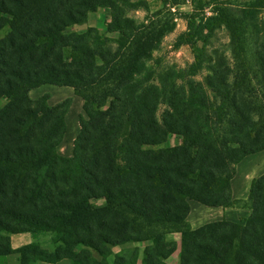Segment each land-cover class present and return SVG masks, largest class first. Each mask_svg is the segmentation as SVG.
<instances>
[{
	"label": "trees",
	"instance_id": "trees-1",
	"mask_svg": "<svg viewBox=\"0 0 264 264\" xmlns=\"http://www.w3.org/2000/svg\"><path fill=\"white\" fill-rule=\"evenodd\" d=\"M101 7L110 8L106 31L116 37L72 30ZM139 8L148 10L147 1L0 0V235L55 234L47 247L19 249V264H168L178 248L179 264H264V173L247 198L231 192L237 163L264 149V89L253 92L243 41L235 68L219 61L197 79L219 16L190 14L181 36L195 44L194 61L167 68L156 83L153 52L171 26L138 21L130 12ZM43 84L70 86L83 99L87 116L70 157L57 146L71 99L31 97ZM171 134L181 143L166 146ZM189 199L250 215L193 228Z\"/></svg>",
	"mask_w": 264,
	"mask_h": 264
},
{
	"label": "rangeland",
	"instance_id": "rangeland-1",
	"mask_svg": "<svg viewBox=\"0 0 264 264\" xmlns=\"http://www.w3.org/2000/svg\"><path fill=\"white\" fill-rule=\"evenodd\" d=\"M148 10L139 8L130 12V15L138 21L153 20L157 24H167L171 26L170 31L166 33L158 49L153 52L152 64L155 69L154 82H159L158 75L167 68L187 69L194 61L195 44L188 43L182 37V33L187 30L190 14H196L204 19L210 16H219L216 21L215 32L205 43L200 40L196 44L202 46L205 43L209 57L203 69L197 74V79L204 80L210 73V67L216 66L217 62H223L232 68H235L237 61L234 50L239 51V43L243 41L244 48L242 55L245 58V65L251 74L252 87L255 94H262L264 89V77L259 65L264 60V0L255 13L243 18L242 9L249 6L254 0H146ZM111 19V10L108 7H101L89 14L88 19L83 24H76L72 30L84 32L89 27H94L103 35L110 38L116 37V33L107 32V23ZM235 24V25H234ZM232 26V27H230ZM233 28L240 31V38L233 39ZM6 29L0 31V37L5 34ZM237 37V35H236ZM241 51V50H240ZM183 80V79H182ZM179 84L181 83L178 80ZM70 89V91L68 90ZM44 94L49 95L50 104L54 105L66 98L71 99V105L66 113V132L60 142L61 148H73V141L79 132V116H87L83 110V103L77 99V94L70 86H57L53 84H43L30 91L33 98ZM76 96V97H75ZM83 100V99H80ZM166 103L162 102L157 110L159 119L162 118L167 109ZM181 143V136L171 134L165 142L166 146H175ZM201 204L198 201H193ZM13 234L3 233L0 242L5 243V237L10 236V244L7 253H0V264H19V249L24 244L19 242ZM30 236V232H25L24 236ZM55 234L36 235L34 241L47 244V241L54 239ZM180 233H172L171 239L180 240ZM18 240V241H17ZM32 240V239H31ZM17 241V242H16ZM23 242V241H22ZM146 243H138L143 248ZM119 252L120 248L116 247ZM6 251V250H5ZM4 251V252H5ZM179 251L167 258L168 264H178Z\"/></svg>",
	"mask_w": 264,
	"mask_h": 264
},
{
	"label": "crops",
	"instance_id": "crops-1",
	"mask_svg": "<svg viewBox=\"0 0 264 264\" xmlns=\"http://www.w3.org/2000/svg\"><path fill=\"white\" fill-rule=\"evenodd\" d=\"M68 90L70 91V89ZM77 99L79 101H82L83 103V100H80L82 99L80 96L77 95ZM65 120H66V116H65ZM57 151L61 155L66 157H70L73 155V148H68V149L61 148L60 144L57 146ZM263 173H264V149L246 155L239 163H237L235 175L231 179V192L233 198L235 199L247 198L249 194L251 181L253 180V178L258 177ZM193 201L194 199H189L190 212L187 216V219L193 228H197L208 222L223 220V219L240 222L243 218H246L250 215V209L247 207L209 206L201 202H200L201 204H198ZM30 233H31L30 236H26V235L24 236L25 232L15 233L14 236H16L17 239H19V242H21V244L26 245L35 242L34 239L36 235L37 236L39 235L32 232ZM171 234L168 235L169 239H171L170 238ZM12 240H13V234H12ZM174 240L180 243V240H177L176 238H174ZM43 245L46 247L49 246V240L47 241V244H43ZM176 251L173 254H175ZM34 264H71V263L69 259L64 258L55 263L37 261Z\"/></svg>",
	"mask_w": 264,
	"mask_h": 264
}]
</instances>
